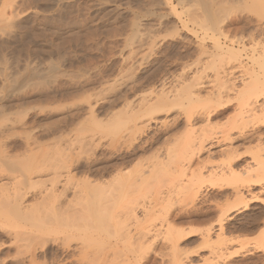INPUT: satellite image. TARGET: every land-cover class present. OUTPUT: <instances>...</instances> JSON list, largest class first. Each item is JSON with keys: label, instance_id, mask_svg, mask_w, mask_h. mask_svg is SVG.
<instances>
[{"label": "bare ground", "instance_id": "1", "mask_svg": "<svg viewBox=\"0 0 264 264\" xmlns=\"http://www.w3.org/2000/svg\"><path fill=\"white\" fill-rule=\"evenodd\" d=\"M177 1H178L177 4L183 7L184 0H177ZM166 2L168 5L169 4L171 5V10L176 11L177 14L184 13V11H179V9L177 8L178 5L175 3V0H165V3ZM201 2L203 6L201 15H198L197 18L194 19V21L189 19L188 16H187L188 18L187 17L185 19L183 18V23H184L183 25L187 26V24L190 21L192 22L193 26H197V25L205 26V24L206 25L208 24L210 25L209 28H211L213 31V34L211 35L213 44L211 45V49L208 48L210 52H207L208 50L206 51V55L208 53L209 58L210 56H212L211 58L212 61H214L213 62L214 66L216 63V70H214L215 67H213L214 76L209 82L211 83L210 85L212 86V94L213 97L217 100V102H219L220 104L223 103L228 104L231 107L234 106V111H235L234 114L231 117H229V120L227 121V126L223 128V130L222 129L219 130L218 128L221 127L217 128L216 127L217 125L215 124L214 121L218 120L220 117L225 115V113L229 108L227 110L224 109V111H216L211 109L197 113L194 112L184 113L185 122L183 124L185 126L183 129L186 128V131L184 132L183 136L181 135L180 131L179 133L181 136H179V133L177 135L178 132L177 128L179 125H176V127L174 128L173 126L175 124H170L169 122L175 118L173 116L174 113L172 114V112H174L177 105L180 106L184 103L182 99L183 97H185V95L179 97L178 94L173 93L174 90L173 87H172L173 89L171 88L170 90L167 91V87L169 85L173 86V83H178L179 85L181 81L179 79L178 82H175L176 79H173L169 82L168 79H166L165 77H164L165 79L162 80L159 79L161 81L159 82L161 83L160 88H162L159 91L160 93H158L157 96H155L152 99L148 100L146 98L147 99L146 102H142V101L139 103L136 102L137 104L135 105V103H132L133 100L132 99L130 100L129 99L130 97L126 95L125 97H123L124 98L123 102L116 103L115 109L114 110L112 109L113 111L110 110V112L107 113L106 110V113L104 114L105 117H100L99 115H96L95 112H90V115L92 113L93 116L97 119V120L95 119L97 122L96 123L93 122V125L83 127V129L81 128L82 130L80 129L81 125L78 127V129L81 131L83 130L88 131L90 133L88 134L89 136L87 134H86L87 136L86 135L83 136L82 134L77 133L79 134L80 137L78 136V138L76 139L77 136L75 135L76 136L75 139L72 140V141L80 140L82 137V140H80V142H85V143H80L81 146L80 145L79 146L80 149H82L83 145L84 147L86 146L85 150L83 147V150L87 153H85L82 150L84 152L83 153L79 148L78 149L81 151V153L76 152L78 149L70 150L69 148L71 149L74 148L73 146L74 142L71 143L73 147L70 146V144H68L70 147L66 146L68 142L65 143V147L64 145L62 146L61 145L62 143H60L61 139L55 141V143L52 144L53 145L52 147L50 146L48 147L47 144L46 149H43L45 148L44 143L46 141L40 140L42 137L51 136L52 138L53 133L55 134L58 132L66 133L70 131L72 127L71 126L69 127L68 126L69 124L68 125L65 124L64 129L63 127L57 128L60 126H56L54 127L56 129L53 130L54 132H52L48 128L50 127L52 128L54 126L53 125L47 128V131H49L47 134H44L43 132V135H40V133L39 135H37L38 133L35 134L34 131L35 130L39 131L38 128L40 123L37 124L38 121L37 122L32 121L29 123V122H25L24 120L18 119L13 122L11 121L8 124V122L6 123L5 121H3V119L8 118V116L6 117V114L4 112L3 109L4 106L3 107L0 106V121L2 120L3 122V123L0 122V228H2L3 226H9L10 227L9 233L13 235L10 236L15 237L16 240H21L22 237H24L25 240L32 235L33 240L34 238L36 240V248H34L35 244L33 245L34 252L33 255H31L32 259L37 258V255H39L38 251L42 252L43 257L46 259L49 256L48 255L49 248L46 245H48L50 241L53 240L57 241L58 239H61L63 243H66L69 247H71L70 244L71 241L75 240L76 238H80L82 240H79L81 242V244L79 243V249L81 251L79 262H82L83 264H149V260L148 262H145V260L143 261L145 253H143L142 250H143V246L145 244L146 245L148 244L147 241H150L149 240L150 236L156 235V233L158 232V229L154 224L155 222L154 221L151 222L153 216H150V212L155 207V205H153V202L150 201L149 199L148 200L143 199L139 201V199L142 198L140 196H139L140 198H138V196L135 197V194L137 192L136 190H138V188L142 185L143 182H145L143 184H145L146 186L149 183L151 184L152 176L149 177L147 173L149 171L152 172L153 170L152 168H154L155 166H153V164L151 165L153 166L152 168L148 166L150 167V170L149 168H147L149 171L144 169L145 167L143 166L144 168H142L140 172L138 171L139 172L138 174H135L132 171H128L129 169L127 171H123L124 168L123 166L126 165L130 160H132L131 157L140 154L139 152H146L147 150L145 144L149 143L150 144L149 148L150 147L153 148L155 144H157L156 146L159 147L161 144L158 146V143L160 142L162 143L163 141V143L164 142L170 143L169 146H165L167 144L164 143L165 144L164 146L166 147V154L164 153L165 155L164 154L162 155L164 157L166 156L165 161L166 160L167 161L164 162V160L162 159L161 162L165 164V166L166 165L168 166V167L166 166V168L170 169L171 178L166 177L170 175L168 174L169 173L168 172L167 173L168 175L166 174L165 176L166 178H168L167 179L168 183L166 185L167 187L163 190L159 189L160 191V195L158 196L159 200L163 199L164 202L167 201L171 197L170 194L173 191H175L176 188L178 189L180 187L182 190L183 189L184 191L186 190L187 195L189 196H186L185 193L184 197L187 199L190 197L191 199L189 200L190 203L192 201L193 202L192 204H194L195 201L202 200L203 201L202 204L205 202L207 208L200 206L201 207L200 209L196 207H195L196 209H194L193 207V210L190 209L180 213L178 212L172 218L169 216L172 220L171 221L168 220L169 228L166 229V232L167 230L169 231L170 229V233L172 236H170V238L168 237L169 239L168 241L169 242L171 241L172 245L171 244L170 245L172 246L173 251L172 250L169 252L167 251L168 253H166L164 252V250L163 251L161 250V252H159L158 255L161 256L162 259L167 255H169L170 260H172L170 261V263L173 262L172 264H195V261H199V260L204 261L205 264H210V261L212 262L211 264L230 263L229 261H226L227 263H222V262L220 263L218 260H215V257L216 255L226 254L227 251L230 249L231 245L235 244L234 242L239 241L238 239H243L242 237H240L241 235H237L239 234V231L241 232V230H246L248 229L246 227H249L247 221L246 224L245 222L243 223L240 221L239 222H235V220L233 221L232 215L234 212L240 211V208H243L240 206L241 203L247 205L249 199H252L253 201L259 200L260 192L264 191V156H263L264 154L259 152L256 155L254 154L255 156L251 157L250 158L251 160H248L245 157L246 153L241 152L240 150V147H242L247 143L248 144L255 143L257 147L261 145L263 146L264 143V25L262 26V22H264V0H225V3L227 4L233 3V5L237 6V8L240 9L241 12L246 11L248 13L253 14L256 17L257 21L261 22L258 23L257 26L252 24L251 21H247L242 16V14L236 15L230 20H228L227 19L228 13L225 14L223 13L222 10L223 4H219L215 0H212L211 2H209L208 0H202ZM69 11L68 14L71 12ZM82 14H84V12ZM38 23H40L39 20ZM230 25L233 26L232 30H234L231 34L235 32L234 35L232 36L229 33L230 31H228L230 30ZM133 26L134 25H132V27ZM195 31L196 30H194V32ZM133 32H137V31L132 30V32L130 33ZM54 33L55 32H53L52 35H54ZM124 33L126 34V32ZM135 34L136 33H134V35ZM130 37H132V35H130ZM200 38L205 39L204 35ZM123 42L124 41H122V43ZM125 42L127 43V41ZM120 44L121 43H119L118 46ZM130 44L131 42L128 45L130 46ZM108 48H114V47L109 46ZM204 50H206L205 47L203 48L202 52H204ZM37 53L39 55V52ZM113 53L115 52L113 51ZM129 54L132 55V53ZM201 54L204 55L203 53ZM49 65L47 66L48 68L46 67L48 69L47 71H45L46 70L45 67H44L45 70L43 71L39 69L41 67H39L38 69H36L37 67H35V69L32 70L29 69L30 73L28 74V76L26 75L25 77H21L22 79L20 81L17 80V82L19 83L14 81L15 84L17 83V85H19L20 88H23L21 86H25L26 84H28V82H26V79H28L29 77H32L34 79L37 77L39 78V80L47 79L48 74L51 73L52 71H55L59 67L53 65V63L52 65L51 63H49ZM22 67L25 68L26 66L22 65ZM18 70L19 69H16L14 72L13 75L14 79H17L19 77L17 76L18 73L16 72ZM24 71H26V69ZM203 81H200L199 79V82H195L194 84L195 89L194 88L192 89L191 87V90L187 93L189 100L194 99L193 94L194 91H196V89H201L204 86L205 82ZM34 82L32 83L30 82L29 85L33 84ZM5 84L6 83H4V86ZM119 105H121V107H119V109L116 110V108H118ZM180 107L177 108L182 113L183 111L180 110ZM20 108L18 110H20ZM21 112L23 111L21 110L20 113ZM16 113L18 114L19 111ZM26 115L27 114H25L23 117L21 116L20 118L24 119ZM200 123L203 126L201 129L196 127ZM51 124L52 123H50V125ZM46 125L48 126L49 124ZM106 126L108 129H112V127L113 129H116L114 130L117 133L116 134L117 139L115 138L116 139L115 143L119 142L120 143L119 145H121V143H127L128 141H130V143H127L130 145L128 146V148L125 149V151L122 154H120L122 159H118L116 161L110 160V162H108L109 160H107L106 165L103 164L104 165L103 167L100 166L102 167V170L99 171L98 169L100 167H97L95 169L93 167V161L91 160L92 156L88 157L87 154L90 150V152H92L94 155L96 153V150L104 145L102 142H99V138L101 139L102 136L106 137V134L104 135V133H102V130H100V132L102 133L100 134L98 131H96L97 130L96 128L103 129V127L105 128ZM41 127L42 126H40V128ZM46 127H42V128H46ZM18 129H20L21 131L20 130L18 131ZM67 129L68 131H66ZM152 130L155 133L153 136L151 135L152 139L150 138V141L145 140L144 137L145 136L147 137L146 134H148L149 131L152 132ZM44 131L46 132V130ZM70 132H73V129ZM97 135L99 137H97ZM14 136L15 138L16 137L22 138L23 142H20L22 140L20 141L11 140L9 142V138L12 137L11 139H14ZM114 136L111 137L110 134L111 137L110 139L111 140L112 138L114 139ZM84 137L86 139L83 141ZM96 137L98 138V140ZM111 140L110 142H113L112 144L114 145V140L112 141ZM181 142H182V146L185 147V149L183 150L185 152L182 153L180 152L183 158H178L179 157V155L177 154L178 147L176 146H179L180 145L179 143ZM112 144L110 143L108 147H113L111 146ZM183 144H185V146ZM119 145L118 147H122ZM262 146H261L262 148L261 151L262 150L264 151V148ZM21 148L22 149L25 148L22 150L23 152L20 151ZM183 153L185 155H183ZM84 154H86V157L84 156ZM215 158H220L219 160L220 163L214 164L215 161L213 160ZM119 163L120 165H118ZM158 163L160 164L159 161ZM154 164L156 165V162H154ZM194 164L196 165L193 167ZM108 167H111L112 171L117 170L118 173L117 172H116L117 174L114 173V175L116 176L115 177L113 176L114 178H109V180L108 179L106 180L104 178L102 179L101 177L105 172L109 174L110 170L109 172H107V170L110 168ZM158 168L159 166L155 169L157 170ZM162 168H164V165L161 167V169ZM134 169L136 170V168ZM94 170L97 173L104 171L103 173L101 172L102 175L101 173L100 175L98 174L99 176H101L100 177L101 179L97 178L98 175L96 176L95 174H92L95 173ZM188 170L191 171L190 175L187 174ZM78 174L85 176L84 180H86L87 183L83 180L84 178L83 176H82L83 178L81 177L78 178L84 181V183L86 184V185L84 184V186L88 187V189L94 193L93 196L92 192H90L88 189L87 192H89L91 195L87 194L86 192H84V194H81L83 191L80 192V195L78 193L79 196H82L81 197L82 201H79L80 198H78L79 196L77 197L76 194V190H77L76 185L79 182L77 183L75 181L77 180ZM145 174L148 177L147 180L150 181L149 183L147 182V184L146 181H144L146 180V178L144 177L146 176ZM94 176H96L97 179H94L95 178ZM149 178L151 180H149ZM162 181L164 180L162 179ZM87 184L89 185L87 186ZM154 186L157 185L153 184V187ZM149 187L151 186L149 185ZM142 188H145V186H143ZM78 189H80V187ZM145 191L146 190H144L143 192ZM151 191L152 190H150V192ZM74 194H76V196H74ZM137 194H139V192ZM167 194L169 195V197L166 200L168 196ZM32 195L35 196L39 201L37 202L36 205L30 207V205H28L25 202L26 200L25 198L26 196H32ZM114 195L115 197H113ZM109 197L111 198V200L109 199ZM112 198H114V200L118 198V202L114 201L115 203L113 204ZM76 199L79 200L77 201ZM92 199H94V201ZM212 199L218 201V203L216 201L217 205H215V209H213L214 208L213 206H212L213 208H210L212 202L210 200ZM98 201H101L100 205H105L103 206L104 208L99 205L100 211H98V213L101 212V214L102 213L104 214L105 211H107L110 214V217L108 216V218L113 220V222L116 223V225H119L118 227H120V232L119 233L115 232L114 234L110 233L113 237H111V235H108L106 237H99V238L96 237L97 239L94 237L96 241L89 242L87 241L86 233H88L89 235V234H94V232L89 233L91 229L88 230V226L87 227L83 226V222L81 221L82 219L81 220L78 219L84 217L90 212H94V210L97 209L96 206H98V204L96 203H98ZM206 202H210L209 207H208L209 204H207ZM106 205L107 206L109 205V208L106 207ZM171 205L173 204L170 203L169 206ZM164 207H162V210L166 209V207L165 208ZM107 208L111 212H109ZM164 211L168 213L167 210ZM107 212L105 213L106 215L104 214L105 217L109 215L107 214ZM216 214L218 216L215 218ZM93 216H95V214ZM149 216L152 218L149 219ZM260 217L261 215H257L254 221L253 220L251 221L252 222L251 227L253 228H257V226L259 227ZM101 219H98L97 221L101 222L99 221ZM78 221H81L82 224L79 223ZM109 221L108 222H105V220L103 221L104 222L103 224H105L103 228L106 231L113 230L109 228L111 224L112 225L114 224L112 223V221L110 224ZM175 223H180L181 225L182 224L183 225L182 226L176 225ZM192 223H198L199 225L200 224L204 225V227L201 226L203 227L201 228L199 226L200 227L199 229L198 228L196 229V227L195 229L194 227L193 228L186 227V225ZM24 228H29L28 234L29 233L31 234L29 237H27L28 235L24 231L23 232L20 231L22 234L18 232V229L24 230ZM95 228L96 227H94V229ZM160 229L161 228L159 227V230ZM261 232L262 233L260 234L262 235L260 237L259 247L264 250V229L263 231L261 230ZM23 233L26 234V237L23 236ZM1 234L3 233H0V235ZM52 234L61 235V236L51 237ZM19 235H22V237ZM100 235H102V232ZM196 235L199 237H196ZM156 237L154 239L155 241H156ZM0 242H1L0 243L1 246L2 239ZM132 243H134V245L136 243L139 244V247H137L134 251L126 248L128 244L132 245ZM29 244L27 243V246H29ZM23 246L20 244L19 248H22ZM46 247L48 248L47 250L45 249ZM206 250L209 251L208 252L210 254L209 256L206 255L207 254ZM23 254L24 253H21V255ZM211 257H213L214 259ZM12 259H16V258L12 257ZM4 260L1 259V261ZM19 260L22 261V259L20 258ZM23 261L25 260L23 259ZM59 261L61 260L59 259ZM250 261L248 262L250 263ZM248 262L246 263L248 264ZM263 262L264 261H262L261 264ZM48 263L46 260H44L42 264H48Z\"/></svg>", "mask_w": 264, "mask_h": 264}, {"label": "rangeland", "instance_id": "2", "mask_svg": "<svg viewBox=\"0 0 264 264\" xmlns=\"http://www.w3.org/2000/svg\"><path fill=\"white\" fill-rule=\"evenodd\" d=\"M201 1L202 0H184V5L182 7L181 5L177 4L178 1L175 0V3L178 5L177 8L179 9V11H184V13L177 14L176 11L171 10V5L170 4L168 5L167 2L165 3V0H0V106L2 107L4 106L3 109L6 114V117L8 116V118L3 119V121H5L6 123L8 122V124L11 121L13 122L18 119L24 120L25 122H29V123L32 121L35 122L38 121L37 124L40 123L39 128L40 126L46 127L47 126L46 124H49L46 128L41 127L42 130L41 128L40 129L38 128L39 131L35 130L34 132L35 134L38 133L37 135H39V133L40 135H43V132L44 134H47L49 132L47 131V128L50 126L54 125L52 128L50 127L51 129L48 128L49 130L54 132L53 130L56 129L54 127L60 126L57 128L63 127L64 129L65 127L64 125L69 124L68 126L72 127L71 130L73 129V132H70L71 130L69 129L70 131H68L67 129L66 130L68 131L66 132L67 134L64 132L61 133L58 132L56 134L53 133L52 138L51 136L42 137L43 139L41 138L40 140L46 141L45 143L43 142L45 145L44 146L45 148L43 149H46L47 144L48 147L49 146L52 147L53 146L52 144L55 143V141H57L58 139H61L60 143H62L61 145L62 146L64 145V147L66 142H68L66 145L68 147L72 146L71 143L74 142L73 144L74 148L72 149L69 148L70 150H74L78 148L80 149L81 146L80 143H85V142H80V140H82V137L80 140H74V141L72 140L75 139L76 136L77 139L79 134H82L83 136L86 134L87 135L90 134L88 131L85 130L81 131L83 127L93 125V122L94 123L97 122L96 121L97 119L93 116L92 113L90 115V112H95L96 115H99L100 117H105L104 114L106 113V110L107 113H109L110 110L113 111L116 107V103L123 102L124 101L123 97H125L126 95L130 97L129 98L130 100L131 99L133 100L132 103H135V105L141 101L146 102L147 99L148 100L152 99L155 96H157L158 93H160L159 91L162 88H160L161 83L159 82H161L160 80L166 78L168 79L169 82L173 79H176L175 82H178L179 79L181 81L179 85L178 83H173V86L168 84L170 87L169 86L167 87V91L173 87L174 88L173 93L178 94L179 97L185 95V97H183L182 99L184 103L180 105L181 107L177 105V107L178 108L180 107V110H182L183 112L181 113L179 109L175 106L176 109L174 110V112H172V114L174 113L173 116L175 117L174 119L176 120L173 119L169 122L170 124H175L173 126L174 128L176 127V125H179L177 128L178 131L177 135L180 131L181 135L183 136L184 132L186 131V128L183 129L185 126L183 124L185 122L184 113L186 112L197 113L211 109L216 111H224V109L227 110L229 108L225 113V115L220 117L218 120L214 121L215 124L217 125L216 127L217 128L221 127L218 129L223 130V128L227 126V121L229 120V117H231L235 111H234V106L231 107L228 104L225 103L220 104L219 102H217V100L213 97L212 94V86L210 85L211 83L209 82L214 76V70H216V63L214 66L213 65L214 61H212L211 58L212 56H210L209 58L208 53L206 55V51L208 50L207 52H210L208 48L211 49V45L213 44L212 42L213 40L211 39V35L213 34V31L211 28H209L210 25L208 24L207 25L205 24V26L204 25L193 26L192 22L190 21L187 24V26L183 25L184 24L183 18L185 19L188 16L189 19L194 21V19H196L198 15H201L202 7H203ZM208 1L211 2L212 0H208ZM215 1H217L219 4H223L224 7L222 6V10L223 13L225 14L228 13V18H227L228 20H230L236 15L242 14V16L247 21H251V23L254 24L255 26H257L258 23H261L257 21L256 17L253 14L248 13L246 11L241 12L240 9L237 8V6L233 5V3L227 4L225 3V0H215ZM68 6H70L71 8ZM68 11L70 12L69 14ZM83 12L84 14H82ZM63 13L66 14L64 15ZM38 20L40 23H38ZM132 25H134L135 27L134 26L132 27ZM263 25L264 22H262V26ZM232 27L233 26L230 25V30H228L230 31L229 32L230 34L234 31L232 30ZM122 29L125 31H123ZM132 30L133 31L135 30L137 32L130 33L132 32ZM194 30L196 31L194 32ZM53 32H55L54 35H52ZM124 32H126V34ZM134 33L136 34L134 35ZM234 33L231 34V36L234 35ZM129 34L132 35L133 38L130 37ZM203 35L205 39L200 38ZM83 37L85 38V40ZM113 41L114 42L117 41V42L114 43ZM122 41L124 42L127 41L128 44L131 42V44L129 46L126 42L122 43ZM82 43L85 44L83 45ZM119 43L121 44L118 46ZM109 46L114 47L115 49L108 48ZM204 47L206 49L204 50L205 53L202 52ZM119 48L120 50L123 51H120ZM113 51L115 53H113ZM37 52H39V55ZM129 53H132V55ZM201 53H203L204 55H202ZM49 63H51V65L53 63V65L59 67L55 71L49 73L47 79L39 80V78L37 77L35 79L29 77L28 79H26V82H28V84L25 83L26 84L25 86H21L23 88H20L19 85H17V83H19L17 82V80L20 81L22 79L21 77H25L26 75L28 76V74L30 73L29 69L32 70L35 69V67H37L36 69L41 67L39 69L43 71L49 65ZM22 65L26 67L24 68L22 67ZM213 67H215L214 70ZM47 68L45 71L48 70ZM14 69L20 70V71L19 70L16 71L18 73L17 76H19L17 79H14L13 76L15 72ZM25 69L26 71H24ZM199 79L200 81L204 80L203 81L205 82L204 86L201 89H196V91H194L193 94L194 99H192L193 101L189 100L187 93L191 90V87L192 89L194 88L195 82H199ZM14 81L17 83L15 84ZM30 82L31 83L34 82V83L29 85ZM4 83H6L5 86ZM119 107H121V105H119L118 108H116V110L119 109ZM19 108L20 110H18ZM25 108L27 109L28 113ZM17 110L19 111L18 114L16 113L18 112ZM21 110L23 112L20 113ZM24 113L27 114L25 118L24 119L20 118L21 116L23 117L25 115ZM0 122H2V120ZM50 123L52 124L50 125ZM79 126L80 129L82 128L81 130L78 129ZM196 127L201 129L203 126L200 123ZM96 129H97L96 131H98L100 134L102 133H104V135L106 134V137L102 136L101 139L99 138V142H102L104 145L106 144L107 146L103 145L102 147H99L94 155L89 150L87 155L88 157L92 156L91 160L93 161V167L95 169L97 167L100 166L103 167L104 165H106L107 160H109L108 162H110V160L116 161L118 159H122L120 154H122L125 151V149L128 148V146L130 145L127 144L130 143V141H128L127 143H121V145H119L120 144L119 142H116L119 146H122V147H118V145L115 143V140L117 139L116 137L117 133L116 131H114L116 129H113V127L112 129H108L107 126L105 128L103 127V129H98V128ZM19 130L20 129H18V131ZM44 130H46V132ZM100 130H102V133L100 132ZM108 131L111 133H109ZM150 132L151 131H149L148 134H146L147 137L146 136L144 137L145 140L150 141V138L152 139V136L155 133L153 130L151 133ZM180 133L179 136H181ZM110 134L111 137L115 135L114 139L112 138V140H114L115 146L112 144L113 142H110L111 140ZM97 137L99 136L97 135ZM11 138L12 137L9 138V142L11 140L12 141L22 140V138L20 137H16L17 138L16 139L15 136L14 139ZM85 139L86 138L84 137L83 141ZM20 142H23V140ZM109 142L112 144L111 146L113 147H108L110 144ZM164 143L167 145H165ZM164 143L163 141L162 143L161 142L158 143V146L161 144L163 147L161 145H160L161 147L160 146L157 147L156 146L157 144H155L157 150L155 149V146L153 148L151 147L149 148L150 144L149 143L145 144L147 151L139 152L140 154H138L137 156L131 157L132 160H130L129 157L130 161L126 164L127 166L126 165L123 166L124 167L123 171H127L129 169L128 171H132L135 174H138L140 170H142V168L144 167H145L144 169L148 170L147 168H149L150 170V167L152 168L153 166H155L154 168H152L153 170L151 169L152 172L148 170L149 172L147 173L149 177L152 176L151 177L152 180L149 178V180L152 181L151 184L149 183L150 181L147 180L148 177L145 174L146 176L144 177L146 178V180L144 181H146V184L147 182L149 184L146 186L145 184H143L145 182H143L142 185L145 186V188H142L143 186L141 185L138 188V190H136L137 192L135 194V197L138 196V198L140 197L142 198L139 199V201L143 199L144 200L149 199L150 201L153 202V205H155L154 207L155 209L153 208L152 211L150 212V216H153V218L149 216V219L152 218L151 222L152 221L155 222L153 223L156 225L158 232L156 233V235L150 236L149 239L150 241H147L148 244L147 245L145 244L142 250V252L145 253L144 254L145 259L143 258V261L145 260V262H148L149 260V264L173 263V262L170 263V261L172 260H170L169 255H167L163 259L161 258V256L158 255V253L161 252V250L162 251L164 250V252L166 253H168L171 250L173 251L171 246L172 245L171 241L170 242L168 241L169 240L168 237L170 238V236H172L170 233V229L169 231L167 230L166 232V229L169 228L168 220L171 221L172 220L171 218L174 217L178 212L180 213L190 209L193 210V207L194 209L196 208L200 209L201 208L200 206L207 208L205 202L202 204L203 202L202 200L195 201L194 202L195 205L192 204L193 203L192 201L190 203L189 202V200H191L190 197L188 199L184 197L185 195L189 196L187 195L186 190L184 191V189L182 190L180 187L178 189L176 188V190L173 191L171 194L168 193L171 196L169 198L170 200L168 199L169 197L168 194L166 198V200L168 199L167 201L164 202L163 199L159 200L158 197L160 195L159 189L163 190L167 187L166 185L168 183L167 180L168 178L166 177L171 178L170 169L166 168L167 165L165 166V164L161 162L162 159L164 160V162L167 161V160L165 161L166 156L164 157L162 154L164 153L166 154L165 146L170 145V143L167 142ZM68 144H70V146ZM179 144H180L179 146H176L178 147L177 148L178 153L177 151L176 153L179 155L178 158H183L181 153L185 152L183 151L185 147L182 146V142ZM183 145L185 146V144ZM261 146L257 147L255 143H249V144L247 143L242 147H240V150L241 152L246 153L244 154L248 160H251L250 158L255 156L259 152L264 154L263 153L264 151L263 150H262L263 152L261 151L262 149ZM83 147L82 149H80L81 151L83 150ZM262 147L264 148V143ZM256 148L257 150H259L260 148V150L257 151ZM23 149L21 148L20 151L23 152L22 151ZM79 149L75 151L81 153ZM183 155L185 154L183 153ZM84 156L86 157V154H84ZM215 159L213 160L215 161L214 164L220 163L219 161L220 158H215ZM158 161L162 166L164 165L165 169L164 168L161 169L162 166L158 163ZM154 162H156V165H158L160 169L159 168L157 170L155 169L158 166H156ZM152 164L153 166H151ZM118 165H120V163ZM195 165L196 164H194L193 167ZM102 167H100L101 169L99 168L98 170L99 171L102 170ZM108 168H107L108 169L107 172H109L110 170L109 174L105 172L102 175L104 171H101L102 173L100 172L102 177L99 176L100 173H97L95 170H94L95 173L92 174H95L96 176L99 174L97 176V178L99 179L104 178L106 180L107 179L109 180V178H114L116 176L114 175V173L117 174L118 171L117 170L112 171L111 167ZM134 168H136V170ZM189 171L190 170L187 171L188 175L191 174V171L190 173ZM167 173L170 175H168ZM166 174L168 176H166ZM82 176L83 175L78 174L77 180L75 181L77 183L79 182L78 184L76 183L77 197L80 195V192L82 191L83 192L81 194H84V192L90 194L89 192H87L88 187L84 186L85 184L84 181L86 182V180H84L85 176H83L84 178ZM96 176H94L95 178L94 177L93 178L97 179ZM163 176L164 177L166 176L165 179ZM78 177L83 178L84 181L80 180ZM162 179L164 181H162ZM152 183L154 185H157L158 187L157 186L153 187ZM88 185L89 184H87V186ZM149 185L151 187H149ZM79 187L80 189H78ZM148 189L152 191L150 192V190ZM144 190H146L145 192L148 193L143 192ZM89 191L92 192L91 190ZM157 191L159 192V194ZM138 192L139 194H137ZM76 194H74V196H76ZM92 195L94 196L93 192ZM81 197L82 196L78 197L80 198V200L79 199L76 200L82 201ZM113 197H115V195ZM25 199H26L25 202L28 205H30V207L36 205L37 202L39 201L33 195L26 196ZM109 199L111 200L110 197ZM92 200L94 201V199ZM112 200H113L112 201L113 204L115 203L114 201L118 202V198L116 200L112 198ZM210 201H212L211 206L209 204L210 202H206L207 204H209L208 207L209 206L210 208L214 207L213 209H215V205H217L218 201L214 199ZM100 203L101 201H98V203H96L98 204V206L95 205L97 207V209H95L96 211L94 210L95 213L90 212L84 217L78 219V220L82 219L81 221L83 222V226L86 227L88 226V230L91 229L89 233L94 232V234H89V235L88 233H86L87 241L89 242H95L96 237L97 238L106 237L108 235L114 234L115 232L118 233L120 232V227H118L119 225H116V223H114L113 220L108 218V216L110 217V214L107 211H105V213L107 212V214L109 215H107L106 217H105L106 215L105 213H104L105 215L103 213L101 214V212L98 213V211H100V206L101 207L105 206V205H100ZM170 203L173 204L171 205L172 207L169 206ZM247 203H248L247 205L241 203L240 206L243 208H240V211L234 212L232 217H233V221L235 220V222L240 221L243 223L245 222V224L248 222L247 224L249 227H246L248 228L246 230H241V232L239 231V234L235 233L237 235H241L240 237H242L243 239H238L239 241L234 242L235 244L231 245L230 249L227 251L226 254L216 255L215 260H218L220 263L221 262L227 263L226 261H229L231 264H247L246 262L251 260L250 263L248 262V264H261V262L264 261V250L259 247L260 237L262 235L260 233H262L261 230L263 231L264 229V219H263L264 191L260 192L259 200L253 201L252 199H249ZM164 206L166 207V209L162 210V207ZM106 207L109 208V205L108 206L106 205ZM108 208L107 210L111 212ZM167 208L170 210V212ZM164 210H167L168 213ZM93 213L95 214V216H93L94 215ZM218 215L216 214L215 218ZM257 215H261L260 225L259 227L257 226V228H253L251 227L252 225L251 221L252 220L254 221ZM97 218L98 219L103 218V219L99 220L101 222H98ZM106 219H109L110 221ZM104 220L105 222L109 221L110 224L112 221V223L114 224V225L111 224L109 229H113V230H108L109 234L108 231H106L103 228L105 226V224H103ZM81 221L78 222L82 224ZM175 224L181 225L180 223H175ZM199 226L204 227V225L201 224L199 225L198 223H192L186 225V227L188 228L194 227V229L195 227L196 229L197 228L199 229L200 228ZM94 227L96 228L94 229ZM159 227L161 228L160 230ZM9 228H10L9 226H3L2 228H0V233H3L1 234L2 236L0 235V241L2 239V245L0 246L1 247L0 261L1 259L2 260L5 259L4 261H1L0 264H32V263L38 264L39 261L42 264L44 260H46L47 263L51 262L48 264H60V263L83 264L82 262H79V258L81 255V251L79 249V243L81 244V242L79 240H82L80 238H76L75 240L71 241L70 243L71 247H69L66 243H63L61 239H58L57 241L54 240L50 241L48 245H46L49 249L47 247L45 248L46 250L48 249L49 256L45 259L43 257L42 252L38 251L39 255H37V258L32 259L31 255H33L34 252L33 245L35 244L34 248H36V240L35 238L33 240V237L30 233L28 234L29 228H24V230L18 229V232L24 231L25 233H27L28 235L27 237L31 235L29 238L25 240L24 237H22V235H19L22 237V239L20 238L21 240H16L15 237H11L13 235L9 233ZM100 231L102 232V235H100L101 234ZM23 236L26 237V234L23 233ZM57 236H61V235H56V234L51 235V237H57ZM111 237L113 236L111 235ZM155 237H156V241L154 240ZM196 237L199 236L196 235ZM15 241L16 243L18 242L17 245ZM27 243L28 244L30 243L29 246H27ZM134 243H132V245L128 244L126 248L134 251L137 247H139V244H137L138 242L135 245ZM20 244L22 246L24 244L25 247L23 246L22 248H19ZM167 247L169 248V250ZM20 252L24 254L21 255ZM208 252L209 251L206 250L207 253L206 255L209 256L210 254ZM12 257L16 258L17 260L12 259ZM19 258L22 259V261H20ZM23 259L25 261H23ZM59 259L61 261H59ZM198 263L203 264L204 261L202 260L195 261V264ZM211 263L212 262L210 261V264ZM262 264H264V262Z\"/></svg>", "mask_w": 264, "mask_h": 264}]
</instances>
